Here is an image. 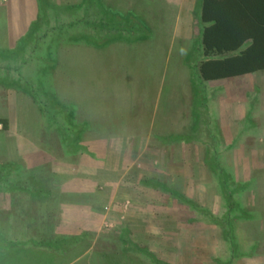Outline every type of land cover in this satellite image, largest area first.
Returning a JSON list of instances; mask_svg holds the SVG:
<instances>
[{
	"label": "rangeland",
	"instance_id": "rangeland-1",
	"mask_svg": "<svg viewBox=\"0 0 264 264\" xmlns=\"http://www.w3.org/2000/svg\"><path fill=\"white\" fill-rule=\"evenodd\" d=\"M34 1V14L41 13L35 20L39 30L35 40L23 41L24 57L35 59L28 63L24 76L40 83L46 92L35 94L33 102L26 94L16 93L15 87L4 88L0 83V118L10 120L8 130L0 126V161L8 158L25 166V175L41 176L56 186L58 198H63L60 206L67 207L65 223L60 209L57 234H90L92 242L78 247L84 253L65 264H135L129 252L132 246L135 250L147 247L159 259L168 260L177 252V240L186 236L176 228L180 225H191L196 234L208 228L207 240L216 238L219 244L214 264L219 260L221 264H264V133L261 147L247 150L245 142L240 143L231 160H218L238 181L251 182L240 198L252 219L236 221V237L230 242L221 225L169 194L140 184L146 176L162 179L223 219L219 185L205 160L207 145L218 137L211 133L207 138V131L219 121L222 142L230 146L239 130L255 132V124L264 129V73L210 82L205 87L194 73L203 59L196 34L184 36L178 21H158L153 14L141 12L139 3L145 0H129L124 6L129 10L125 25L121 22L123 28L116 30L118 40L106 46L88 44L90 37L98 38L107 29L101 26L107 18L98 17L100 7L95 0H86L84 10L92 22L101 19L96 28L77 24L84 10L76 13L66 6L54 8L45 0ZM83 33L91 36L79 37ZM22 38L11 43L14 51L3 47L8 42L0 20V62L12 60L8 56L17 54ZM50 49L56 50L52 56L56 65L43 76L36 58L46 56ZM198 115H205L208 124L198 128V134L206 131V135L194 139ZM81 127L88 132L80 144L83 149L69 155L66 137L71 140L77 134L78 140ZM250 139L246 137L247 145H253ZM9 196L5 192L0 199L1 210H10ZM25 203L30 204L22 199L19 205ZM72 206L82 209L75 212ZM90 207L107 216L94 232L77 228L75 220ZM30 231L22 222L10 235L22 238ZM22 241L21 247L6 243L7 254L0 249V264H48L46 254ZM140 264L148 263L142 259Z\"/></svg>",
	"mask_w": 264,
	"mask_h": 264
},
{
	"label": "trees",
	"instance_id": "trees-1",
	"mask_svg": "<svg viewBox=\"0 0 264 264\" xmlns=\"http://www.w3.org/2000/svg\"><path fill=\"white\" fill-rule=\"evenodd\" d=\"M95 1L100 7L98 17L101 18L106 16L107 18L105 20L102 18L103 20L101 21V26L106 27L107 29L111 28L112 31L107 29L100 31L102 34L98 38L95 36L90 37L91 35H84V33L79 37L88 38L89 36L92 38L91 41L88 39V44L91 46H106L114 39L118 40L116 30L124 26V22L126 20L119 21L117 19L119 14L114 13L112 9L111 11L110 8L107 7L105 0ZM202 4V17L200 21H198L200 35L198 38L200 40V44L202 45L203 59L194 69V73L197 74L196 76L200 83L207 87V84L214 81L229 80L247 75H256L261 72L264 73V20H235L232 15L235 8L233 0H202ZM51 6L54 8L56 7L54 5ZM84 8L85 4L84 6L70 7V10L80 13V11L84 10ZM84 12L85 13L82 14L83 17L77 21V24H79V22L83 24L85 23L87 27L96 28L101 19L99 21L97 19L92 22L89 12L87 10H84ZM108 21L113 22L109 23ZM121 22L122 26L120 25ZM38 30V22L36 21L32 24L27 35L20 39L19 44L21 45V48L18 52H16L17 54L8 56L12 60L9 61L6 59L3 60V63L0 62V65H4L3 67L0 66V70H2V73H0L1 85L4 88L6 86L10 88L15 87L17 89L15 90L16 93H24V95L26 94V97H30L31 99H33L35 94H40L41 91L43 93L46 92V89L40 87V83L37 85V83L31 81V79L29 81L26 76H24V71H28V63H33L35 59L34 56H31V59L29 57H24L23 53L26 50L22 46L25 44L23 41L27 38L29 39V37L31 40H35V33ZM112 34H115L116 36ZM71 40L72 39H70L69 42H71ZM95 42H98L99 44H96ZM20 45L18 47H20ZM14 50L15 49H11V51ZM48 51L49 52L46 56L36 58L39 60L38 62L42 64L41 66H43L41 71L43 76H48L51 72L50 70H53L56 65L55 62H53L54 59H52L56 50L50 49ZM37 70L40 73V69ZM2 77H6L7 80ZM16 93H13V96H17L18 94ZM33 102H35L34 99ZM205 108L206 107H204V109ZM206 109L207 112L205 115L208 118V108ZM251 110L252 109H250L249 112ZM249 112L248 114L250 115ZM205 115L204 118H202L201 115H198L199 117L195 119V125L192 129L195 131L193 132L191 138H193V135L194 139L196 136L206 135V131H201V133L198 134L200 124H208ZM0 126L4 130L9 129L10 120L7 116L0 118ZM255 126L257 128V131L255 132L248 129L239 130L234 141L237 145L234 147H232L234 143L230 146L223 144L222 141L224 140L221 135L219 121H217V123L207 131V138L208 134L211 133H215L218 137V141L216 140V142H211L212 147L209 144L207 145L210 148L206 151L205 160L219 185V191L225 211L223 219L219 220L212 214V212H210L209 209L198 205L194 200H190L186 197V195L180 193L178 189L170 186L168 182L162 179L148 178L146 176V178L144 177L140 181V184L145 187L159 189L162 192L169 194L180 204L189 207L204 218H210L214 224L217 223L221 225L226 231V240L230 242L232 237H236L235 230H233L236 221L252 219L251 213L247 212V210L243 207V199L240 198L246 192L247 186L251 182L238 181L232 171L223 167L218 160L220 158L231 160V158H233L232 151L235 148H238L240 143L245 142V149L247 150L252 149V147H261L260 143L262 142L260 139L263 136L264 129L262 127L259 128L256 124ZM78 131L80 133L78 140L77 134L74 135L75 137L72 135L71 140H69V137H66L65 135L63 137L68 139L66 142H69L68 145L71 149V152H67L69 155L76 154L83 149L80 144L81 141H83V135H87L88 132L86 133V127H81ZM246 137L252 139H250V143L253 145H247L248 142L245 140ZM222 149H224L223 153L221 152ZM7 159L8 158H4L3 161H0V199L3 197L5 192H9V197H11V208L10 210L0 209V243H3L4 247V249L3 247H0L1 251H4L6 254L8 253L9 248L6 246V243L8 242H10V245L12 246L11 248H13L15 246L21 247L24 244L22 240H25V243L28 242L26 243L29 245L28 247L33 250H41L43 254H46L47 259H49L47 262L48 264H65L66 262H73L84 253L82 252L84 248L78 250V247L81 248L85 241L88 243L92 242L90 234L87 232L78 236L57 234L55 226L56 223H58L57 219H59L60 213L59 206L62 205L63 198H58L56 186L47 179L34 178L25 180L24 175L28 173V169L25 166H19L18 163L15 164L13 161H9ZM62 196H64V194H62ZM237 198L239 200H237ZM22 199L29 201L30 204L27 205L25 203L23 205H19V202ZM35 200L38 201V206H36V208H34L36 204ZM18 207L19 209H17ZM15 221H18V223ZM22 222L24 226L31 230L28 232L29 234L22 235V238H15L13 235H10V231L15 227H19ZM121 241L125 248L126 241L124 236L121 238ZM130 244L131 243H128L127 245L130 247ZM133 248V246L129 248V252L139 255L148 264H170L160 260L147 247L144 248L143 246L138 250L137 248L136 250ZM138 259L139 258L135 257L132 258V261H134L135 264H140L142 259ZM219 264H221L220 260Z\"/></svg>",
	"mask_w": 264,
	"mask_h": 264
},
{
	"label": "crops",
	"instance_id": "crops-1",
	"mask_svg": "<svg viewBox=\"0 0 264 264\" xmlns=\"http://www.w3.org/2000/svg\"><path fill=\"white\" fill-rule=\"evenodd\" d=\"M46 2L54 6H66L70 10L72 6H84L86 0H48ZM106 4L110 10L112 9L114 13L119 14V17H117L119 21L128 18L129 10L124 6L129 4V0H108ZM233 5L235 8L232 15L235 20H264V0H233ZM34 6V0H0V8H3V12H0V20L3 25V34L6 36L8 42H5L3 47L5 46L6 48L13 49L11 43H13L16 38H22L27 35L32 24L36 22L35 20L40 14H34ZM202 8V0H145L139 3L141 12L153 14L158 21H178V27L183 30L184 36L189 32V36L195 33L197 38L200 36L198 21H200L202 17ZM198 41H200L199 38ZM24 177L25 180H30L41 176L35 177L29 174ZM61 207L62 206H60V209ZM72 207L75 212H79L81 208L78 206L77 208L79 209H76L75 206ZM62 208V218L65 223V208L67 207ZM92 209L90 207V209L84 210V213L77 215V218H75V220L78 221L77 228L94 232L95 230H99V227H102L103 223L106 222L107 216L101 215L100 211L96 212L97 210L95 207ZM176 228H180L182 233L186 236L181 240H177V252H175L174 257L170 253L172 258L160 260L167 261L170 264H214L219 254V252L217 254L219 244L216 238L212 241L207 240L209 238L207 236V231L209 230L206 231V229L208 228L201 230V233L198 234H196L197 232H193L197 229H194V227L192 228L191 225H180ZM211 231L213 232V230ZM132 255L133 258L137 257L139 258L138 260L142 259V257L137 254L133 253Z\"/></svg>",
	"mask_w": 264,
	"mask_h": 264
}]
</instances>
